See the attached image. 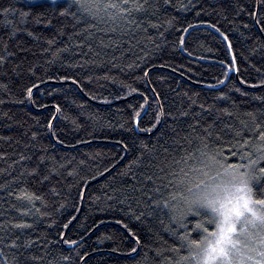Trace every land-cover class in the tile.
<instances>
[{
	"label": "trees",
	"instance_id": "obj_1",
	"mask_svg": "<svg viewBox=\"0 0 264 264\" xmlns=\"http://www.w3.org/2000/svg\"><path fill=\"white\" fill-rule=\"evenodd\" d=\"M109 3L0 0V264H193L184 173L264 152L262 0Z\"/></svg>",
	"mask_w": 264,
	"mask_h": 264
},
{
	"label": "snow or ice",
	"instance_id": "obj_2",
	"mask_svg": "<svg viewBox=\"0 0 264 264\" xmlns=\"http://www.w3.org/2000/svg\"><path fill=\"white\" fill-rule=\"evenodd\" d=\"M73 2L78 8L89 13H92L93 7H99L98 5L90 6L88 0H73ZM53 3H56V0H53ZM61 3L68 4V0H61ZM127 3L128 0H122V4ZM122 4L109 3L104 7L129 11ZM71 6L68 4V7L60 14H68ZM142 7L143 5H137L136 10L139 11ZM8 11L5 9V14ZM71 14L75 15V13ZM2 59L0 57V60ZM27 92L31 96L32 88H28ZM136 115L139 116V113ZM181 115H187V113H181ZM157 123H159V117ZM140 130L151 132L152 128ZM260 138L264 139V132L260 133ZM201 155L207 162L202 161L201 168L190 169V172L195 175L190 176L188 172H185L180 181L182 185L190 186H186L184 191L179 193L183 205L179 212L176 206L169 208L168 200L164 201V207L172 212V220L176 221L179 217L182 227H186L183 221L189 216L203 217V219H197L193 228L200 238L192 239L191 234L183 237L189 249V256L184 259H190L193 264H264V197L257 198L256 191L259 185L264 183V166H260L261 161H264V152L256 160L249 159L247 165L237 163L225 166L220 164L216 156L206 153ZM21 159L25 157L21 156ZM243 159L242 156L241 160ZM214 165L219 166L222 171L218 170L215 174H211ZM33 172L35 173L36 169H33ZM44 179L47 180L48 177L45 176ZM17 199L31 203L34 199L39 200L41 197L22 191ZM172 199L175 200L176 196L173 195ZM23 214L27 215V212ZM14 227L24 229L30 228L31 225L20 223ZM11 247L16 248L19 245L13 241ZM32 259L35 260L38 257H32Z\"/></svg>",
	"mask_w": 264,
	"mask_h": 264
},
{
	"label": "rangeland",
	"instance_id": "obj_3",
	"mask_svg": "<svg viewBox=\"0 0 264 264\" xmlns=\"http://www.w3.org/2000/svg\"><path fill=\"white\" fill-rule=\"evenodd\" d=\"M49 1H53V0H49Z\"/></svg>",
	"mask_w": 264,
	"mask_h": 264
}]
</instances>
